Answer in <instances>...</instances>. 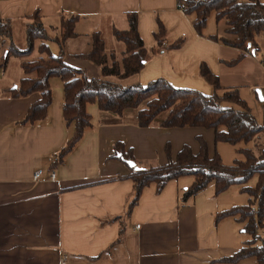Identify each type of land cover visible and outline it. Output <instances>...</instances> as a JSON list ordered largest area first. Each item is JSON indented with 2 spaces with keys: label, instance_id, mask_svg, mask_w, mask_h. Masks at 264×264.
<instances>
[{
  "label": "crops",
  "instance_id": "0c3cea01",
  "mask_svg": "<svg viewBox=\"0 0 264 264\" xmlns=\"http://www.w3.org/2000/svg\"><path fill=\"white\" fill-rule=\"evenodd\" d=\"M179 6V0H0V15L12 21L15 45L19 48L24 43L27 48L29 16L39 12L52 54L86 76L102 79L101 68L91 59L93 35L99 34L107 52L121 59L126 46L115 39L113 30H127L126 13L136 12L145 47L156 46L160 22L169 31L167 45L180 38H185V45L150 59L130 79L108 80L147 86L163 78L174 88L213 95L215 89L200 73L207 65L222 87L239 89L252 109L243 90L264 84V66L260 65L264 52L257 57L216 41V37H231L227 29L219 28L214 13L200 35L194 28L196 15L186 14ZM68 14L80 18L75 28L78 35L60 43L62 17ZM261 45L264 48V40L259 49ZM6 55L7 49L0 48V264H224L219 261L238 253L250 239L236 218L215 220L219 213L248 204L249 196L239 185L216 195L215 183H211L185 201L183 191L195 178L170 181L160 194L153 183L143 190L130 216L125 215L135 196L133 169L113 158L116 145L123 144L126 152L132 150L137 162L164 166L167 145L176 159L184 146L199 153L198 138H203L210 156L218 153L224 161L219 145L225 143L215 144V132L162 128V120L140 128L135 111L117 116L89 104L93 126L75 152L60 167L52 168L72 134L63 119L64 83L59 77L51 80L53 101L44 120L21 125L42 95L13 97L12 90L20 81L36 74L25 75L22 60L14 56L4 66ZM239 55L244 58L231 65ZM37 57L38 50L30 59ZM37 172H42L41 178L34 180ZM257 182L255 176L248 186L253 188ZM236 264L259 263L255 257Z\"/></svg>",
  "mask_w": 264,
  "mask_h": 264
},
{
  "label": "trees",
  "instance_id": "16d2710c",
  "mask_svg": "<svg viewBox=\"0 0 264 264\" xmlns=\"http://www.w3.org/2000/svg\"><path fill=\"white\" fill-rule=\"evenodd\" d=\"M185 5L186 14H195L194 28L202 35L207 22L216 14L217 23L224 21L228 27L227 34L231 38H214L227 46L246 53H257L260 38L264 37V1L261 0H179ZM127 30L114 29V37L126 46V51L119 59L115 53H108L103 38L94 34L91 59L102 72V79L90 78L82 71L67 66L61 56H54L49 48L50 37L47 33L40 13L29 16L27 24V48L19 49L13 40L12 21L0 15V48L7 49L4 66L11 57L22 60L21 67L25 75L36 74L20 81L12 90L13 97H28L40 93L42 99L30 106L27 116L21 125H30L44 120L53 101L51 80L61 78L63 81L64 109L63 119L72 130L71 138L52 161V168H58L68 156L75 152L76 147L93 126L88 105L96 104L103 113L123 115L135 111L137 124L140 128H148L166 114L160 126L167 129L202 128L215 132V144L252 143L261 133H264V122L260 123L252 113L247 101L239 89H227L220 85L219 78L211 73L207 65L200 68L202 78L215 89L213 95H205L195 89L174 88L166 79L149 82L147 86L132 84L124 86L107 78L120 80L130 79L138 75L150 61L168 50L181 49L185 38H180L172 45H167L169 31L160 22L159 33L155 35L156 46L147 48L139 31L138 13H126ZM60 43H65L77 37L75 32L79 16L71 14L62 17ZM56 41V42H57ZM37 43L39 46L37 47ZM38 50L39 57L30 59ZM244 58L239 55L231 65L239 63ZM264 139V138H263ZM199 153L195 154L188 146L172 158V149L167 145L168 161L164 166H151L139 171L133 170L130 178L134 183V198L128 204L125 215L130 216L138 204L145 188L155 183L157 192L162 193L165 186L181 177H193L194 183L184 190L183 200L187 201L215 183L216 195H221L232 186H242V192L249 196L246 206H239L215 216L217 222L226 217H233L244 226L241 231L249 236V240L241 250L233 256L220 260L221 263H239L241 260L255 258L259 264H264V142L259 141V153L252 148H239V154L244 159L235 160L233 165H226L220 155L209 154V147L203 138H198ZM113 158L124 163L135 159L132 150L126 152L123 144L114 147ZM121 153V156H118ZM258 176L257 184L252 188L249 182ZM121 178V177H120ZM117 220V219H114Z\"/></svg>",
  "mask_w": 264,
  "mask_h": 264
},
{
  "label": "rangeland",
  "instance_id": "374dc122",
  "mask_svg": "<svg viewBox=\"0 0 264 264\" xmlns=\"http://www.w3.org/2000/svg\"><path fill=\"white\" fill-rule=\"evenodd\" d=\"M219 28H221L222 30L228 29V27L224 21H221L219 23ZM260 39H259V43H261V41L264 40V37L260 38ZM19 48L25 50L26 44L22 43L21 45H19ZM262 48H263V46L261 45V49L256 53L257 57L260 56V54L262 52H264V48L263 49ZM12 60H14V59H12ZM14 65L15 64L11 65L13 70L15 67ZM1 69H3V68L0 67V70ZM243 92H244V95L249 99L248 101H250V104H251L252 109H253V114L257 117V119L260 123H263L264 122V108H263L264 103H263V101H261V99H262V95L264 94V84L262 83V85L259 87L250 85V87L244 88ZM165 115H166L165 113L162 114V116H160L158 118V120H162L165 117ZM263 138H264V133H261L260 136H258V138H256L255 140L252 141V143H249V144L241 143V144H238L237 146H231L228 144L219 145L220 146L219 150L223 156L225 164L226 165H233L235 162L234 160H237L240 158L244 159L243 155L239 154V152H238L239 148H251V149L253 148L255 150V152L259 153L260 151H259L258 143H259V141H262V140L264 142ZM138 163H139L138 166L141 169H144L141 166H146L147 168H149L151 166H155L154 162H150L151 164L150 163H141V162H138ZM149 165H151V166H149Z\"/></svg>",
  "mask_w": 264,
  "mask_h": 264
},
{
  "label": "built area",
  "instance_id": "2783aa9c",
  "mask_svg": "<svg viewBox=\"0 0 264 264\" xmlns=\"http://www.w3.org/2000/svg\"><path fill=\"white\" fill-rule=\"evenodd\" d=\"M179 7H180V9L183 10V11L186 10L185 5H180ZM260 65H261V66H264V55H263V57H262V59H261V61H260ZM41 175H42V172H37V173L34 175V180H38V179H40V178H41ZM50 178L54 181V180L56 179V174H55V173H52V174L50 175ZM136 228L138 229V228H140V226H137Z\"/></svg>",
  "mask_w": 264,
  "mask_h": 264
},
{
  "label": "water",
  "instance_id": "95a60500",
  "mask_svg": "<svg viewBox=\"0 0 264 264\" xmlns=\"http://www.w3.org/2000/svg\"><path fill=\"white\" fill-rule=\"evenodd\" d=\"M118 156H121V153H119ZM126 164H128L129 167L134 170V172L141 170V168L133 161H126Z\"/></svg>",
  "mask_w": 264,
  "mask_h": 264
}]
</instances>
